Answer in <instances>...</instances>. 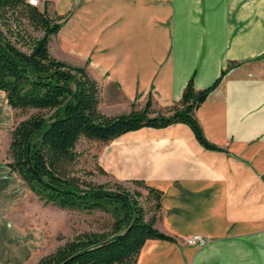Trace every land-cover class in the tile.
<instances>
[{
  "label": "crops",
  "instance_id": "crops-1",
  "mask_svg": "<svg viewBox=\"0 0 264 264\" xmlns=\"http://www.w3.org/2000/svg\"><path fill=\"white\" fill-rule=\"evenodd\" d=\"M45 3L62 16L51 52L60 58V40L73 48L78 65L98 80L100 107L110 115L150 96L154 106H170L191 77L205 88L235 62L196 112L219 150L180 122L122 135L104 145L99 163L119 180L144 179L163 190L156 226L176 240L149 239L136 264H264V0H43L40 7ZM0 94V264H38L48 231L33 217L49 204L7 164L17 120ZM194 234L207 243L185 240Z\"/></svg>",
  "mask_w": 264,
  "mask_h": 264
},
{
  "label": "trees",
  "instance_id": "trees-1",
  "mask_svg": "<svg viewBox=\"0 0 264 264\" xmlns=\"http://www.w3.org/2000/svg\"><path fill=\"white\" fill-rule=\"evenodd\" d=\"M24 17L42 34H30ZM61 20L62 16L50 13L48 3L38 7L27 0H0V89L6 92L17 120L7 164L45 204L103 210L113 218L109 231L79 233L38 264H136L149 239L176 240L156 226L163 190L144 179L128 180L135 186L132 189L120 181L97 183L82 178L75 169L81 155L78 145L82 139L106 145L144 126L182 122L204 147L219 150L206 137L196 112L235 62L205 88L197 89L191 77L181 99L170 106L157 109L150 96L143 106L110 115L100 107L101 87L88 68L51 52V38L61 28ZM141 188L147 190V201L154 202L149 208L141 201Z\"/></svg>",
  "mask_w": 264,
  "mask_h": 264
},
{
  "label": "rangeland",
  "instance_id": "rangeland-1",
  "mask_svg": "<svg viewBox=\"0 0 264 264\" xmlns=\"http://www.w3.org/2000/svg\"><path fill=\"white\" fill-rule=\"evenodd\" d=\"M42 5L43 0L41 6ZM51 14L55 15L53 13ZM23 20L26 22L27 30L30 34L33 36H39L42 34L41 30L34 29V27L28 23L26 17H24ZM73 52V48L71 49V47H66L61 40L54 44V54H57L60 58L62 57L68 63L78 65L77 55ZM3 102V96L0 94V104H3ZM106 105L107 104H103L104 107ZM155 108L158 109L157 106H155ZM32 112L33 111L31 110L29 113L24 114L23 117H27ZM7 123L10 122L8 121ZM9 128L10 125L8 124L7 126L1 127V129L5 130V132H8ZM78 149L80 150L81 155L75 169L78 175L82 178L97 183L113 184L116 181H120L132 189L135 188L133 184L127 182L128 180H119L111 173V171L106 170L107 174L101 171L103 167L100 165L99 161L101 162L100 158L104 154V144L82 139L78 145ZM141 190L143 192L141 201L146 207H151L154 202L152 201L149 203L147 201V190L143 188H141ZM39 210L40 211H38L37 217H33V223L38 222L43 228H47L48 253L53 252L58 246L64 244L67 240L73 238L79 233L85 231H109L113 223L111 214L103 210L87 212L83 210L61 208L52 204L42 207V209ZM35 220L38 221L36 222Z\"/></svg>",
  "mask_w": 264,
  "mask_h": 264
},
{
  "label": "built area",
  "instance_id": "built-area-1",
  "mask_svg": "<svg viewBox=\"0 0 264 264\" xmlns=\"http://www.w3.org/2000/svg\"><path fill=\"white\" fill-rule=\"evenodd\" d=\"M30 4L40 7L42 0H27ZM188 243H198L203 246L207 243V238L201 234H194L191 237L185 239Z\"/></svg>",
  "mask_w": 264,
  "mask_h": 264
}]
</instances>
